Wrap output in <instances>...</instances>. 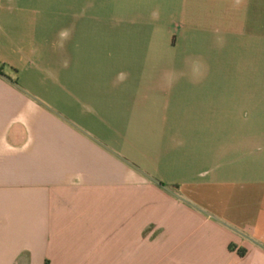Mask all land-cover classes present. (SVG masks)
<instances>
[{
  "label": "crops",
  "instance_id": "1",
  "mask_svg": "<svg viewBox=\"0 0 264 264\" xmlns=\"http://www.w3.org/2000/svg\"><path fill=\"white\" fill-rule=\"evenodd\" d=\"M2 70L0 264H264V139L224 87L74 71L50 104Z\"/></svg>",
  "mask_w": 264,
  "mask_h": 264
},
{
  "label": "rangeland",
  "instance_id": "2",
  "mask_svg": "<svg viewBox=\"0 0 264 264\" xmlns=\"http://www.w3.org/2000/svg\"><path fill=\"white\" fill-rule=\"evenodd\" d=\"M263 1L253 13L251 0H1L0 67L19 86L54 90L50 104L74 71L82 85L104 84L106 71L152 84L171 68L194 101L198 86L224 87L219 101H239L264 139Z\"/></svg>",
  "mask_w": 264,
  "mask_h": 264
},
{
  "label": "trees",
  "instance_id": "3",
  "mask_svg": "<svg viewBox=\"0 0 264 264\" xmlns=\"http://www.w3.org/2000/svg\"><path fill=\"white\" fill-rule=\"evenodd\" d=\"M229 248H231V246H229ZM237 253H238V255H240L241 257L244 256V250H238Z\"/></svg>",
  "mask_w": 264,
  "mask_h": 264
}]
</instances>
